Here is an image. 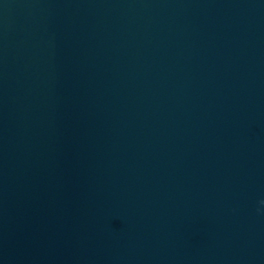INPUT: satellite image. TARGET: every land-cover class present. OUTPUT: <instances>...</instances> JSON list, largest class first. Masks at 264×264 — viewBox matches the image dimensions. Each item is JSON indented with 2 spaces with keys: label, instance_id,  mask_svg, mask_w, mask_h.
<instances>
[{
  "label": "water",
  "instance_id": "1",
  "mask_svg": "<svg viewBox=\"0 0 264 264\" xmlns=\"http://www.w3.org/2000/svg\"><path fill=\"white\" fill-rule=\"evenodd\" d=\"M0 264H264V0H0Z\"/></svg>",
  "mask_w": 264,
  "mask_h": 264
}]
</instances>
